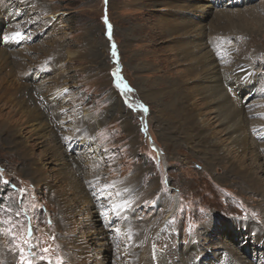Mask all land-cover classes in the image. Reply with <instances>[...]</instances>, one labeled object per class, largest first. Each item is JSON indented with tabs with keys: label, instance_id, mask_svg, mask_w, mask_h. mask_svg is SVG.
<instances>
[{
	"label": "rangeland",
	"instance_id": "obj_1",
	"mask_svg": "<svg viewBox=\"0 0 264 264\" xmlns=\"http://www.w3.org/2000/svg\"><path fill=\"white\" fill-rule=\"evenodd\" d=\"M152 1L157 0H35L42 3L44 10L39 8L36 13L25 16L23 13L17 14L19 24L24 27L23 33L28 37L34 35L29 46L45 43L46 55L51 56L52 41H55L56 51H69L71 54L70 58L61 60L65 82L58 99L64 106L60 107L58 101L45 100L41 95L44 92L31 87L34 85L29 86L33 97L29 96V101L33 99L39 105L48 120L47 124L52 127V136L56 137L53 144L65 156L68 146L74 142L70 135L81 136L88 131L89 123L95 124L91 141L94 140L97 146L102 173H99L100 180L89 187L90 191L96 193L102 186L125 180L137 170L139 182L131 187V191L138 190L139 184L149 193L141 199L136 198L132 207L137 211V218L143 221H151L153 215L162 218L166 227L163 243H197L199 236L203 235L204 242L198 246L202 252L210 248L216 252L227 244L229 248L241 251L239 254L245 262L263 264L264 259L260 255H264L263 246L259 242L255 243L251 234L237 221L249 220L254 227H263L264 195L260 196L252 188L249 190L247 181H239V176L233 175L231 170L234 169L233 162L240 157L246 161L239 166L242 169H264V0L243 3L221 0L222 6L226 8L245 10L253 7L252 10L258 14L256 18H260L257 24V20L252 21V11H248L250 13L241 14L245 15V21H229L228 27L237 29L223 35L229 49L226 46L225 50L218 53L220 59L224 58L220 60L224 71L237 67V61L240 60L239 63H244L252 73L250 93L249 87H244L241 94H230L234 100H238L236 104L240 114L236 122L241 128L240 134L246 138L242 148L229 143L233 136L223 131L217 121H213V111L206 104L197 108L198 113L211 120L208 129L212 130L213 139L207 142L205 148L201 145L203 137L195 135L190 139L178 133L173 120L162 111L163 97L156 95L152 89L160 93L167 91L166 88L158 89L165 86V82L159 79L167 80L183 74L186 63L192 65V61L179 62L186 58L180 55V50L169 48L172 46V37L167 38V32H159L157 28L151 29L158 18L165 15L170 19L171 13L180 8L171 10L162 5L153 6ZM176 1L178 3L180 0ZM179 3L211 5L209 0H194L193 3L183 0ZM192 11L185 10L177 13V16L196 20L194 22L198 25L205 23L209 28L210 10L193 8ZM246 16L251 19L248 20ZM210 37L214 39V36ZM210 37L204 38L212 53ZM27 47L25 53L34 56V48ZM35 58L30 59L31 65L39 60V57ZM226 63L230 65H224ZM52 75L51 72L49 80L43 83L44 90L50 85ZM186 76L189 74L186 73ZM195 79L197 76L188 78L181 86L187 84V88L192 87L189 84ZM227 92H230L229 88ZM127 93L130 94L129 98ZM172 93L176 94L177 91ZM195 96L200 98V92L196 90ZM50 104H53V110L47 106ZM80 109L87 115L83 116ZM7 110L8 107L2 111L7 113ZM76 110L79 112L72 114ZM61 116H65L68 122L75 116V120L83 124L79 122L71 129L62 128L58 125ZM3 128L0 127V251L11 253L12 260L8 262L4 256L0 258V264H70L71 252L61 243L64 229L57 227L55 219L57 205L49 198L46 184L37 183L29 176L27 162L23 159L25 156L18 151L19 141L15 137L7 140L11 134L2 132ZM25 137L34 138V135L26 133ZM47 141L51 143L48 138ZM39 150L41 148L38 147L32 150L34 157ZM255 155L260 157V167L252 164ZM46 166L53 169L51 164ZM119 195L120 192L111 188L101 197V201ZM232 225L238 227V231L229 227ZM210 232L213 236L211 241L207 237Z\"/></svg>",
	"mask_w": 264,
	"mask_h": 264
},
{
	"label": "bare ground",
	"instance_id": "obj_2",
	"mask_svg": "<svg viewBox=\"0 0 264 264\" xmlns=\"http://www.w3.org/2000/svg\"><path fill=\"white\" fill-rule=\"evenodd\" d=\"M175 1L176 0H172V2L165 0L152 1L154 4L153 6L162 5L171 10L175 8L180 9L174 10V13H171L172 17L170 16V19H168L169 17L166 18L165 15L164 17L158 18L156 20L157 22L151 26V29L157 28L159 32H167L169 35L167 38L172 37L173 39L170 41L172 46H169V48L174 51L180 50V55L186 58L184 61L179 62L192 61V65H187L186 63V68L182 70L183 74L180 73L181 75L179 74L175 78L171 77L167 80H165V78L164 80L159 79V81L165 82V86L163 88L158 87V89L166 88L167 91H162L160 93L155 91V88L152 90L156 95L163 97L164 103H162L164 108L162 111L167 113L169 118L173 120V126L178 133L188 136L190 139L195 135H199L203 137V143L201 144L203 148L208 145L207 142L213 139L212 130L210 131L208 129L211 120L208 121L200 112H197L198 106L206 104L208 108L210 106V109L213 111L214 115L212 117H214L215 120H212L217 121L223 131L233 136V138L230 137L229 140L231 141H229V143L232 146L235 144L236 147L242 148L246 144V138L240 134L241 128L237 126L236 117L240 113L239 107L236 104L238 100L237 98L234 100L233 96L235 95L233 92L241 94L244 87H249L250 89L252 73L244 63H239V59V61H237V67L228 68L227 66L228 69L224 71L220 64V60L222 61L224 58L220 59L218 53L220 50H225L226 46V49H229L228 45L225 44V37L223 35H228L232 30L237 29L236 27H228L229 21L231 22L233 20L239 22L240 20H244L245 15L243 16L241 14L250 13L251 11V13L254 14L251 15L252 21L257 20V23L260 21V18H256L258 14H256V10H252L253 7H248L245 10L226 8L222 6L221 0H209L211 4L210 7L204 5L192 6L184 3L180 4L179 2H183V0H180L178 4L176 3L177 1ZM187 1L189 3L194 2V0ZM238 1L243 3L250 0ZM41 4L40 2H35V0H0V40L2 39L0 41V127L4 126L1 130L2 132L11 134L7 140H12L15 137L19 141L20 146L18 151L19 154L25 156L23 159L27 162L29 176L37 183L43 182L48 187L49 198L57 205L58 213L55 218L57 227L63 228L65 233L61 243L71 252L69 263L253 264L251 261L245 262L239 254L242 252L237 251L235 248H229L226 242H224L226 245H223L222 248H218L216 252H213L214 250L212 251V248L202 252L199 250L198 246H201L203 244L201 242H204L203 235L198 238V242L200 243L193 242L186 245L184 243L167 245V241L163 243L162 238L166 227L163 225L162 218L153 215L150 219L151 221H143L137 218L135 215L137 211L132 207V202L136 201V198L141 199L144 194L147 192L149 193L146 188H143L141 185L139 186V184L138 190L131 191V187H134L139 182V173L137 170H135L130 177L125 178V180L121 179L102 186L96 193L90 191L89 187H91L96 180H100L99 173H102V171H100L102 162L100 158H97V146L94 144V140L91 141V133L93 132L95 124L93 125L92 122L89 123L88 131L85 130L86 132L81 136H77L76 134L70 135L74 142L68 146V154L65 156L63 152L59 150V147L53 144L56 137L54 135L52 136V127H49L47 124L46 121L48 120L45 119L43 112L38 107L39 105H37L33 99L30 100L31 102L29 101L31 97L29 86L34 85L31 87L38 89L40 92H44H41V95L46 98L45 100L49 102L51 100L58 101V104L61 102V99H58L59 91L61 89L63 90V84L65 82V79H63L64 75L61 72V60L63 58H70L71 56L69 51H63V53L56 51L57 45H54L55 41H52L51 56L48 54L46 55V49L44 48L45 43L33 47L28 45V43H30L29 41H32L34 38V35L30 34L31 36L28 37V35L23 33L24 27L19 24L18 15L20 13H23L24 16L34 12L36 13V10L39 8L44 10ZM193 8L210 10L209 28L205 23L198 25L197 22H194L196 20L181 19L177 16V13L185 10L192 11ZM190 14L192 13L190 12ZM250 19L251 18H248V20ZM247 26H249V24ZM250 26H252V24ZM34 33L35 32H33V34ZM208 36H214V39L210 37V49L213 50L212 53L207 48L209 45H206L207 43L205 41V38ZM24 37L25 39L23 40ZM186 37L187 39L185 40L184 38ZM27 46L34 48V56L25 53L24 50H26L25 47ZM43 53L45 54L42 56ZM35 57H39V60L36 63L34 61L35 64L31 65L30 59L34 58L35 60ZM227 64L229 63L224 65ZM51 72L53 73L50 78L52 79L51 83L50 85L48 84L49 86H46L47 89L44 90V88H42L43 83L49 80L48 75ZM186 73L189 74L188 77ZM196 76L197 79L189 84L193 85L192 87L190 86L187 88V84L182 85L184 88L181 86L182 82L188 80V78L193 79V77ZM180 77H185L186 79L181 80ZM227 88H229L230 92H227ZM196 90L200 92V98L195 96ZM171 91H177V93L173 94ZM125 92L126 91H124V93ZM248 92L250 93L251 89ZM163 93L165 94L163 95ZM171 94L173 96H171ZM230 94L233 96H230ZM126 96L129 98L130 94L127 93ZM166 97H168V99ZM180 102L183 106H180L182 105ZM52 105L50 104V106H47L53 110ZM63 106L64 105L60 103V107ZM7 107L9 110H7V113H4L2 110H4V108L7 109ZM195 108L196 110H194ZM80 110L83 116L87 115L84 110ZM72 112V114H75L79 111L76 110ZM19 118L20 121L18 120ZM61 118L58 125H61V127L65 129H71L81 122L75 120V116L70 118L69 122L66 121L67 119L65 116H61ZM196 124L197 127H195ZM194 127L201 130L198 131V129L196 130ZM26 133H33L34 138H26ZM47 138L52 145L47 141ZM214 142H216L215 139ZM59 145L61 146V144ZM250 145L251 144H249V146ZM34 146L36 148L38 147V149L41 148L36 157H34V152L32 151L35 149ZM70 151L72 152L70 153ZM253 158L252 164L255 165V167H260V157L255 155ZM79 161L82 164H80ZM235 161L237 162L236 164ZM235 161L233 162L234 169L232 168L231 170L233 175L237 174L239 176H237L239 181H243V179L247 181L246 184L250 187L249 190L252 188L254 192H258L260 196H263L264 184L262 182L264 181V169H242L243 167L241 168L239 166L246 161L241 157ZM50 164L53 166V169H48L49 166H46ZM74 165H77L76 169ZM236 165L238 167H236ZM111 188L120 192V195L117 198L111 197L110 200L104 199L105 201H101V197L104 196L106 192L111 191ZM125 193L128 194L125 195ZM237 222L251 234V237H253L252 240H254L255 243L259 242L263 246L262 248H264V226L260 228L257 226L254 227V224L249 220H238ZM229 227L238 231V227L233 225ZM215 231L217 230H214V232ZM78 233H82V235ZM207 237L210 241L212 240L213 236L211 237V232ZM119 238H121L122 241H118ZM171 241L170 243H172ZM10 254L11 253L4 250L0 251V258L5 256V260L9 262L12 260ZM260 255L264 259L263 253ZM37 264L40 263L37 262Z\"/></svg>",
	"mask_w": 264,
	"mask_h": 264
},
{
	"label": "snow or ice",
	"instance_id": "obj_3",
	"mask_svg": "<svg viewBox=\"0 0 264 264\" xmlns=\"http://www.w3.org/2000/svg\"><path fill=\"white\" fill-rule=\"evenodd\" d=\"M126 87V86H125Z\"/></svg>",
	"mask_w": 264,
	"mask_h": 264
}]
</instances>
